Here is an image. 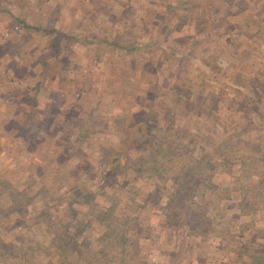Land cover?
Segmentation results:
<instances>
[{
    "label": "rangeland",
    "instance_id": "1",
    "mask_svg": "<svg viewBox=\"0 0 264 264\" xmlns=\"http://www.w3.org/2000/svg\"><path fill=\"white\" fill-rule=\"evenodd\" d=\"M94 3L110 18L93 22ZM119 26L124 35L107 43ZM84 118L90 137L75 143L68 123ZM127 120L149 121L153 131L146 124L140 135L150 140L185 135L186 150L207 158L213 177L201 198L171 209L170 192L135 170L99 176ZM262 152L264 0H0V264L15 255L59 264L47 247L84 219L77 241L90 245L61 264H97L118 219L139 224L126 231L139 236L135 264H264V200L256 212L239 205L240 189L264 181ZM30 178V209L61 221L52 229L11 209L10 193ZM83 186L95 205L76 206L74 218L62 198ZM198 222L207 235L172 227Z\"/></svg>",
    "mask_w": 264,
    "mask_h": 264
},
{
    "label": "trees",
    "instance_id": "2",
    "mask_svg": "<svg viewBox=\"0 0 264 264\" xmlns=\"http://www.w3.org/2000/svg\"><path fill=\"white\" fill-rule=\"evenodd\" d=\"M92 9V21L96 24H100L101 22L110 18V12H106L107 10L104 5L100 7L99 5L94 3ZM197 25L201 26L202 23L200 21H197ZM122 30V28H120L119 30L115 29L114 37L110 42H106L109 44H114L119 41L120 38L124 35V33H121ZM130 49H135L134 45H132ZM84 121L85 118L80 120L78 119L75 122L70 119V122L68 123V125L74 128L73 132L70 133V136H72L71 139L73 138L75 143H81L82 141L88 140L90 137L87 135V133L90 131H87L89 129H87L88 126L85 125ZM146 124L148 126L147 129L153 131L154 127L149 121H145L143 123H137L130 120L126 121L124 130H128V132H124L123 136L120 138L121 142L119 143L118 147L111 153V158H109L105 162V165L102 167V169H99V176L117 177L123 171L127 172V170L130 169L135 170L138 174L145 176V178L149 180V182L147 183H150V185L156 188L155 192L161 191L162 187L165 188V191H167V193L170 192L168 198L171 199L172 204L173 202L175 203L171 209H176L177 203L180 201L188 202V200H194V197L197 194L199 195L197 198H201L200 191H204V189L208 187L210 178L213 177V174L211 172L213 169V165L211 168V163L207 160V158L197 156L195 154V150H193V152L190 150H186V147L183 145L185 135L180 136L171 130H166L165 133H162L160 135L153 134V140L148 139L144 133L143 135H140V132H142L143 130L142 128H145ZM133 130H135V133H132ZM146 150L150 151L148 158H145L143 157V155H141V153ZM252 159V157H250L249 159L246 157V155L244 156V160L251 161ZM257 160H261L264 162V152H262ZM189 161L195 164V168H191L189 166ZM200 166L206 168V172L203 175H201L199 171L198 167ZM113 167H115V169L112 174L107 173V170H109L110 168L111 171ZM242 167L244 169V177L246 173L245 164ZM197 170L199 173L197 172ZM253 173L254 171L251 173V171L249 170L250 176L253 175ZM140 177L142 176H139V178ZM34 181L35 179L30 178V182H27L28 184H26V186L24 187L26 191L16 188L10 193L13 202L11 205V209L14 210L15 208L17 210H20L24 217H27V215L29 214L30 216L31 214L34 216L32 212L33 210L31 211L30 209L32 203L36 201V195L30 192V189L35 183ZM263 183L264 181L261 180L258 184H256L257 190L255 191V193L251 191L250 185H248L247 187H243V190L240 189L239 194L242 195V199L239 205L242 212H251V210L256 212V205L253 204L257 203V205H259L260 203L257 201L264 200ZM68 193L64 198H62L64 203L61 206V209L65 211H73L71 215L73 217V215L75 214L74 218H76V214H78V210H76L75 208L76 206L85 208L88 207L92 210L93 205H95L94 202L96 199V193L93 192L88 186H83L71 192L69 191ZM209 205V203L205 204V207L203 206L200 209H202L203 212H206ZM83 214L87 217V213ZM205 214L201 215V217H204ZM1 217L2 215H0V218ZM34 218L35 224L42 222L50 229L56 227L57 224L61 222H57L55 220V217L47 210L39 211V213L35 214ZM121 218H124V215ZM117 222L118 223H113L112 225L115 226H113V228L111 227L110 229V242L105 243L106 239L108 240V238H104L102 242L104 250L97 264H135V255L137 254L136 247L138 246L139 236L134 237V239H129L127 237L126 231L135 230L137 232L139 229V224L136 221L133 222L129 220L125 223V219L123 223L120 222L119 219L117 220ZM86 224L88 223L85 219L77 223L80 228L71 237H65L64 235H54L52 244L47 247L46 252H50L56 255L57 258L60 259L59 264L64 263L69 256L71 257L75 254L82 255L85 252L84 250L90 244L87 242H84L82 244L81 242L77 241V236L83 234V229ZM116 224H119V227ZM202 225L203 223L198 222L190 224L184 223L180 226L172 225V227L178 229L184 228L182 230L189 229L191 233H197L200 236H204L207 234L204 229L201 230ZM63 229H67V227H63ZM24 242L27 241L24 240ZM3 245L4 244H2V246ZM26 246L28 245L26 244ZM83 246L85 247L83 248ZM32 253L33 252L31 250V254ZM110 253H114V256L111 257ZM261 255V252L255 251L251 253L253 259L255 257L261 258ZM31 256L32 255H29L28 258H30ZM24 258L25 257H22V255H19L17 257L15 255L14 264H17L16 262L20 264L25 262ZM30 261H32V263L35 262V264L38 262L37 258L33 256L31 257ZM9 264H11V261Z\"/></svg>",
    "mask_w": 264,
    "mask_h": 264
}]
</instances>
